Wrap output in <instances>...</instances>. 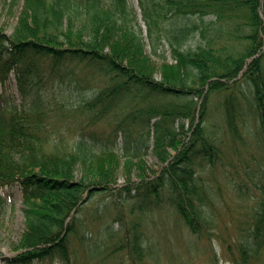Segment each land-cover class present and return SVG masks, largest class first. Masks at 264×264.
Here are the masks:
<instances>
[{
	"label": "trees",
	"instance_id": "16d2710c",
	"mask_svg": "<svg viewBox=\"0 0 264 264\" xmlns=\"http://www.w3.org/2000/svg\"><path fill=\"white\" fill-rule=\"evenodd\" d=\"M260 5L261 0H139L154 55L169 17L213 12L222 18L234 9L247 11L246 52L233 56L211 46L182 50L193 31L188 28L172 35L173 61H163L158 70L128 0H0V12L18 11L10 35L0 25V222L6 206L2 190L18 187L25 205L16 254L4 264H40L54 256L70 264L73 238L82 246L88 242L84 233L79 236V216L99 194L115 207L131 202L130 215L150 214V219L161 212L167 195L181 226L197 239L209 238L212 221L199 170L219 157L205 133L211 98L248 82L264 138ZM61 87L89 93L72 102ZM230 112L226 109V122L235 137L238 124ZM54 120L69 127L78 122L76 136L68 141ZM99 123L107 128L101 131ZM150 138L159 169L145 165ZM117 213L116 221H122L121 210ZM131 220L124 223L118 249H127L129 264H163L151 247L150 263L145 262L141 224ZM246 224L218 240L232 264H264L263 197ZM108 230L113 233L112 226Z\"/></svg>",
	"mask_w": 264,
	"mask_h": 264
},
{
	"label": "rangeland",
	"instance_id": "374dc122",
	"mask_svg": "<svg viewBox=\"0 0 264 264\" xmlns=\"http://www.w3.org/2000/svg\"><path fill=\"white\" fill-rule=\"evenodd\" d=\"M128 2L136 9L138 21L144 26L139 0H128ZM263 6L261 0L258 14L264 25ZM245 14H247L246 10L234 9L227 11L222 18H216L213 12L202 17L195 14L190 17H169L163 25L162 45L156 48L155 55L149 45L144 26L143 36L148 44L146 53L159 70L163 61H173L171 48L177 45L172 35L180 36L182 30L192 28L193 31L187 41L180 45L182 50L211 46L222 50L224 48L231 55L237 56L246 52L249 46L245 36L251 33V29L246 24ZM17 16L18 11L13 15L8 11L0 12V25L4 26L6 34L12 33ZM261 35L264 39V33ZM156 76L158 78L159 73ZM60 90L72 102L87 98L89 93V91L85 93L70 91L66 87H61ZM251 90L248 82L241 80L228 91L221 92L210 100V116L205 122V133L207 139L219 150V157L215 159L214 164L203 162V167L199 170L207 188L206 209L212 221L208 239H197L187 228L181 226L178 219L174 218V211L168 204L167 195L162 196L161 212L150 219V214L144 215L143 218L139 213L130 215L131 202L115 207L109 199L102 198L103 196L99 194L87 202L79 216L83 222L79 236L84 233L88 242L82 246L73 238L70 264H115L116 262L129 264L127 249H118V245H121L125 237L124 223L132 222L131 219H137L135 221L141 224L139 231L143 233L146 247L145 262L150 263L151 247L155 257H158L159 262L163 264H232L218 239L221 236H233L237 227L245 228L257 201L264 198V190L261 188L264 184V138L258 126V115ZM228 105L230 108H226ZM226 109L231 110L230 114L238 124L239 134L235 137L228 131ZM57 119L60 121L61 118L57 117ZM67 120L71 121V119ZM54 122L60 133L68 137V141L76 136L78 122L72 123L70 127L62 121L54 120ZM98 128L104 131L107 126L105 123H99ZM143 134L146 135L145 132ZM138 137L140 133L136 134V139ZM121 141L117 144L120 155L123 154L125 145V140ZM148 142L150 148L144 156L146 168L159 169V159L151 151L152 138ZM121 171L122 166L117 172L119 187L123 185ZM133 173H136V170H133ZM2 195L6 198V206L0 222V264H4L8 258L16 254L13 246L17 244L24 227L22 211L25 206L18 187L5 188L2 190ZM119 209L123 214L122 221L115 219ZM123 224L124 228L120 229ZM111 226L112 234L108 232H111L108 230ZM40 264L64 263L59 257L54 256Z\"/></svg>",
	"mask_w": 264,
	"mask_h": 264
}]
</instances>
